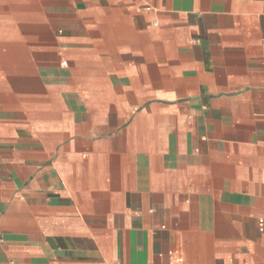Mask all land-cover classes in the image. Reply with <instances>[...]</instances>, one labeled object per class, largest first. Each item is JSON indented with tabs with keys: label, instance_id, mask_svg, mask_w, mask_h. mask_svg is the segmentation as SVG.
I'll return each mask as SVG.
<instances>
[{
	"label": "crops",
	"instance_id": "crops-1",
	"mask_svg": "<svg viewBox=\"0 0 264 264\" xmlns=\"http://www.w3.org/2000/svg\"><path fill=\"white\" fill-rule=\"evenodd\" d=\"M264 0H0V264H264Z\"/></svg>",
	"mask_w": 264,
	"mask_h": 264
},
{
	"label": "built area",
	"instance_id": "built-area-1",
	"mask_svg": "<svg viewBox=\"0 0 264 264\" xmlns=\"http://www.w3.org/2000/svg\"><path fill=\"white\" fill-rule=\"evenodd\" d=\"M259 224H260V228L263 229V227H264V217H261L259 219Z\"/></svg>",
	"mask_w": 264,
	"mask_h": 264
}]
</instances>
